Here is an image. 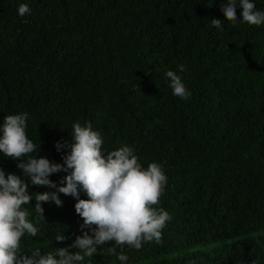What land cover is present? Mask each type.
Wrapping results in <instances>:
<instances>
[{
  "label": "trees",
  "instance_id": "trees-1",
  "mask_svg": "<svg viewBox=\"0 0 264 264\" xmlns=\"http://www.w3.org/2000/svg\"><path fill=\"white\" fill-rule=\"evenodd\" d=\"M227 2L0 0V125L28 113L26 135L39 148L31 155L63 163L68 149L56 143L71 142L73 123L90 122L105 154L127 145L142 167L163 168L156 207L172 218L161 243L117 247L126 264H264V25L242 22L240 8L231 24L220 10ZM252 2L264 11V0ZM21 3L31 9L24 17ZM170 70L188 99L172 94ZM18 163L0 152V169L28 181ZM65 175L49 179L59 186ZM44 191L56 189L29 182L33 198ZM59 198L61 206L42 204L45 219L34 199L24 206L40 229L21 238L25 254L82 235L76 199ZM111 246L83 264H121Z\"/></svg>",
  "mask_w": 264,
  "mask_h": 264
},
{
  "label": "clouds",
  "instance_id": "clouds-1",
  "mask_svg": "<svg viewBox=\"0 0 264 264\" xmlns=\"http://www.w3.org/2000/svg\"><path fill=\"white\" fill-rule=\"evenodd\" d=\"M237 8L242 9V22L252 26L264 25V11L257 10L252 0H238V3L237 0H228L220 10L234 25L238 20ZM30 13L27 4L19 5L20 17ZM222 22L220 19L211 20L217 29L222 28ZM179 70L185 71L184 66L180 65ZM166 77L174 96L182 100L191 96L176 72L167 71ZM27 119L26 112L7 115L0 125V152L7 158L18 160L17 168L23 170V177L28 178L25 181L19 175L6 174L0 169V264H83L85 257H93L99 247L109 242L113 245L108 248L109 253L117 255L121 264H126L128 256L123 252L117 254V247L127 245L140 250L145 243L162 242V230L172 217L156 207L167 183L160 164L152 162L147 168L142 167L133 148L127 145L105 154L101 133L93 130L90 122L85 126L73 123L71 142L56 143L58 152L68 149L62 155L63 163L34 157L31 154L39 152V148L26 135ZM60 172L67 175L58 186L49 177ZM29 182L56 191L35 193L33 198ZM80 190L88 199H80ZM60 193L76 199L75 212L83 220L79 226L82 235H77L72 244L56 248L54 252L42 254L36 248L25 254L21 250V238L26 234L36 237L40 229L24 206L34 199L35 212L45 219L42 204L54 202L61 206ZM66 239L63 234L55 238L57 242Z\"/></svg>",
  "mask_w": 264,
  "mask_h": 264
}]
</instances>
